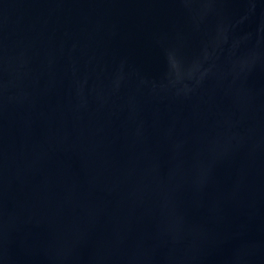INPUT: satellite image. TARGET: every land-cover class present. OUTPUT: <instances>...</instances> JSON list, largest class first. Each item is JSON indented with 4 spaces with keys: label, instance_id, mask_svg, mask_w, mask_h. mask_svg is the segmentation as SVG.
Wrapping results in <instances>:
<instances>
[{
    "label": "water",
    "instance_id": "1",
    "mask_svg": "<svg viewBox=\"0 0 264 264\" xmlns=\"http://www.w3.org/2000/svg\"><path fill=\"white\" fill-rule=\"evenodd\" d=\"M0 264H264V0H0Z\"/></svg>",
    "mask_w": 264,
    "mask_h": 264
}]
</instances>
